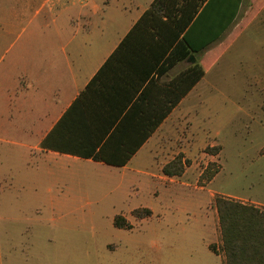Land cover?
I'll list each match as a JSON object with an SVG mask.
<instances>
[{"label": "rangeland", "instance_id": "374dc122", "mask_svg": "<svg viewBox=\"0 0 264 264\" xmlns=\"http://www.w3.org/2000/svg\"><path fill=\"white\" fill-rule=\"evenodd\" d=\"M45 2L0 0V264H224L223 254L209 249L221 244L215 197L264 208V23L247 27L264 13V0L242 1L214 46H222L215 62L247 27L244 49L233 65L207 69L202 106L179 122L156 161L142 162L139 171L79 163L58 175L4 141L13 129L2 73L40 23L34 13L44 3L43 14ZM253 58L259 76V65L248 63ZM179 152L190 165L181 176L164 175L162 166ZM141 207L152 214L135 217ZM117 214L132 227H115Z\"/></svg>", "mask_w": 264, "mask_h": 264}, {"label": "crops", "instance_id": "0c3cea01", "mask_svg": "<svg viewBox=\"0 0 264 264\" xmlns=\"http://www.w3.org/2000/svg\"><path fill=\"white\" fill-rule=\"evenodd\" d=\"M152 1L46 0L47 10L42 14L43 3L34 13L41 15L40 23L30 29L19 44L18 58L9 60L2 73L6 125L13 129L4 141L18 147L25 159L33 157L37 166L45 165L51 175L73 172L79 163L139 171L142 162L156 161L179 122L202 106L208 71L146 138L157 115L169 105V81L191 62L185 59L165 71L162 60L152 69L150 60L125 48L92 82ZM263 23L264 13L247 27ZM247 27L210 69L234 64L238 50L244 49ZM220 39L208 47L215 48ZM253 59L248 63L256 68L259 62ZM248 63L244 62L246 72ZM260 72L259 65L258 76ZM135 146L139 147L121 166L77 155L102 151L120 160ZM205 217L210 230L209 214Z\"/></svg>", "mask_w": 264, "mask_h": 264}, {"label": "trees", "instance_id": "16d2710c", "mask_svg": "<svg viewBox=\"0 0 264 264\" xmlns=\"http://www.w3.org/2000/svg\"><path fill=\"white\" fill-rule=\"evenodd\" d=\"M241 1L153 0L92 82L100 77L110 60L125 48L145 60H150L152 69L163 60L165 71L191 54L195 56L194 63L188 64L169 81V105L157 115L153 125L145 133L146 138L216 61L222 46L211 49L204 59H200L199 54L219 39L233 23ZM237 33L238 30H235L234 36ZM42 145L47 146V141H43ZM136 147L139 146L130 148L120 160L109 159L102 151L79 152L77 155L121 166L127 162ZM205 149L210 154H216L214 146H207ZM188 165L190 160L179 152L162 166L161 171L169 177L181 176ZM214 205L218 215L221 244L220 251L214 244H209V249L216 254L222 253L224 264H264V210L254 204L222 196L215 197ZM151 214L152 211L148 207L133 210V215L139 219ZM113 225L117 228L132 227L130 222L119 214L115 215Z\"/></svg>", "mask_w": 264, "mask_h": 264}, {"label": "water", "instance_id": "95a60500", "mask_svg": "<svg viewBox=\"0 0 264 264\" xmlns=\"http://www.w3.org/2000/svg\"><path fill=\"white\" fill-rule=\"evenodd\" d=\"M188 62L194 63L195 62V57L193 54H191L188 58H187Z\"/></svg>", "mask_w": 264, "mask_h": 264}]
</instances>
